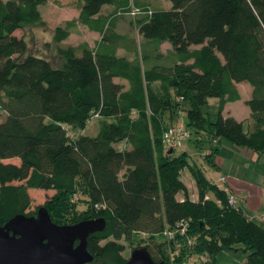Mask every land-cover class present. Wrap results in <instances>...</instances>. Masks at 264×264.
Instances as JSON below:
<instances>
[{"label":"trees","instance_id":"1","mask_svg":"<svg viewBox=\"0 0 264 264\" xmlns=\"http://www.w3.org/2000/svg\"><path fill=\"white\" fill-rule=\"evenodd\" d=\"M47 1L0 0V225L26 212L29 189L56 192L46 207L61 224L83 190L97 206L91 219H106V228L88 238V250L106 264L125 263L121 240L140 233L149 234L154 260L166 264V245L176 242L184 245L180 264L190 253L196 264H218L221 250L237 244L250 252L244 264H264V218L238 201L231 205L230 187L209 180L188 152L176 155L163 142L185 109L184 126L197 146L201 132L219 140L205 156L211 167L217 168L222 140L264 154V0H170V7L157 6L160 0H76L77 21L54 29L60 63L30 52L15 34L25 24L46 25L40 6ZM134 5L139 20L123 33L118 16H130ZM76 22L101 39L65 45ZM134 30L143 39L139 53ZM165 42L172 46L167 54ZM123 49L135 57L120 55ZM243 82L253 88L247 130L224 114L227 103L241 99ZM211 98L219 100L213 121L203 111ZM94 114L101 119L97 135L70 140L65 125L83 127ZM122 142L125 148H116ZM12 158L20 163L6 162ZM187 167L198 200L182 179ZM181 222L188 223L185 234ZM167 229L177 231L173 239Z\"/></svg>","mask_w":264,"mask_h":264},{"label":"rangeland","instance_id":"2","mask_svg":"<svg viewBox=\"0 0 264 264\" xmlns=\"http://www.w3.org/2000/svg\"><path fill=\"white\" fill-rule=\"evenodd\" d=\"M161 3H157V6L161 5L163 7L171 6L172 3L170 0H160ZM76 0H48L45 4L40 6V11L43 15V18L46 20V25L36 26L32 24H25L20 29L15 31V34L18 37L25 38L28 42L29 51L41 56H46L52 59L55 63H60L61 56L59 54V47L54 42V29L59 25H65L69 21H77L79 13L78 9L74 5ZM133 9L136 10V5L133 6ZM106 12H110L111 8H107ZM140 16V15H139ZM139 16L130 14V16H118L117 21V29H120L121 32H132L130 29V25H135V22L139 20ZM134 34L137 35V30L133 31ZM100 38L98 34L91 33L88 28L82 24L76 22V27L74 33L71 37L65 41V45L69 46H77L82 41H89L91 44H94L95 41ZM136 49L141 50V44L143 43V39L137 35L136 41ZM63 44V45H64ZM171 47L169 44H163L161 46V52L166 54L169 48ZM120 55H126L128 57L134 58L136 54H132L127 52L126 50H121ZM164 61H166L164 59ZM248 84V83H247ZM217 98H211L210 104L203 108L204 113L206 116L209 117L210 120H215L217 116ZM188 103L183 104V108H187ZM231 111H227L225 113L233 114L240 119H247L245 116V108L249 111V107L243 101L237 104H231L229 107ZM0 112L5 117V112L0 109ZM230 115V116H233ZM101 119L97 114L92 115L85 126H72V125H65L68 133V137L72 141H76L81 135H89L95 136L99 132L100 129V122ZM110 121H113L111 119ZM187 121L186 111L185 109L180 112L178 120H176L175 124L185 125ZM246 130L249 128L248 122L245 124ZM191 136L183 142L182 147L175 149L176 155L188 152L193 159L200 161V159H204L203 157L206 156V152H208L209 145H216L219 143V140L213 139L212 142L208 141L209 138L205 132H201L199 145L197 146L194 142L196 136L190 131ZM198 137V136H197ZM191 138V139H190ZM202 143V144H201ZM222 144L221 155L218 157V160L226 163L228 166L234 167L233 174L226 171L223 174V177L226 180L230 181V176L233 175L238 179L240 187L245 189L242 194L243 197H247L248 195H254L255 191L261 189L264 193V156L263 154L253 151L249 149V152L257 154V157H252L250 154L252 153H245L246 147H237L230 143L227 140H222L220 142ZM116 148L123 149L125 148V143H117L115 144ZM206 151V152H205ZM254 162H253V161ZM6 162H15L20 163L19 158H12L11 160H6ZM201 165L206 168V172L209 178L214 179L213 181H217L223 187L229 188L230 186L222 181L219 180L221 177L222 172H218L216 170L211 169L204 164L203 162H199ZM182 174V178L188 184L190 189V195L192 199H198V187L197 182L192 175L190 168L187 167L184 169ZM218 178V179H217ZM16 184H20L16 182ZM247 187V188H246ZM77 193V195L73 198V202L69 206L68 209H65L64 214L58 218L61 221V224H75L77 222L83 221L85 219H91L90 210L93 208H97L96 205H93L91 201L88 199L87 195L82 192ZM31 203L30 207L26 210L24 214L27 215H37L38 209L42 206L47 205L50 201L51 197L56 193L54 190H45V189H29L28 190ZM235 195V194H234ZM256 195V194H255ZM207 197L211 199H215V193L213 190L207 191ZM264 203V198H263ZM252 205V204H251ZM149 241V234L147 233H140L135 235L131 241L121 240V243L125 245L124 251L121 253V257L126 261L130 258L132 251L140 246H146ZM163 241V239H159V242ZM168 243V242H167ZM167 254L169 256V264H180L178 257L182 255V249L184 245L177 244L174 246L173 244L168 243L166 245ZM246 246L244 244H237L234 248H227L224 247L221 252L217 255V262L218 264H244L247 260L249 255V250L245 249ZM189 255V256H188ZM188 258L184 262V264H196L198 262L197 256L193 253L187 254ZM180 258V257H179ZM95 264H106L104 259L99 260Z\"/></svg>","mask_w":264,"mask_h":264},{"label":"water","instance_id":"3","mask_svg":"<svg viewBox=\"0 0 264 264\" xmlns=\"http://www.w3.org/2000/svg\"><path fill=\"white\" fill-rule=\"evenodd\" d=\"M106 224L104 217L57 224L45 206L38 209L37 215L17 214L0 225V264L91 263L94 255L88 250V238L103 231ZM76 241H79L77 245ZM123 264L166 263L155 261L148 248L140 246Z\"/></svg>","mask_w":264,"mask_h":264},{"label":"crops","instance_id":"4","mask_svg":"<svg viewBox=\"0 0 264 264\" xmlns=\"http://www.w3.org/2000/svg\"><path fill=\"white\" fill-rule=\"evenodd\" d=\"M111 8V6H105L104 7V11L106 12V11H108V10H106L107 8ZM168 7H170V6H168ZM112 9V8H111ZM78 13H79V11H78ZM89 30V29H88ZM91 33H95V34H98L99 36H100V34L98 33V32H95V31H91V30H89ZM101 39V36H100V38H98L96 41H95V43L98 41V40H100ZM82 42H89V41H82ZM90 43V42H89ZM95 43L94 44H91L92 46L93 45H95ZM164 44H169V42H165ZM171 45V44H170ZM172 49V46L169 48V50H171ZM121 52H119V54H120ZM167 54V53H166ZM130 59H133L132 57H129ZM158 84V83H157ZM158 86H159V84H158ZM237 88H238V90H239V93H240V95H241V99L240 100H238V101H235V102H229V103H227L226 104V106H225V108H224V114L225 115H227V116H229V115H233V114H230V113H225V112H227V111H231L230 110V106H231V104H237V103H241L242 101L246 104V101L251 97V95H252V91H253V88H252V86L250 85V84H247V83H245V82H243V83H238L237 84ZM210 102V101H209ZM218 104H219V100H218V102H217V107H218ZM248 106V105H247ZM250 109V108H249ZM245 116H247L246 118L247 119H240L239 117H237V116H235V115H233L234 117H236L237 119H239V120H242V121H244L245 122V124H246V122H248V124H249V127H251L252 126V121H251V111L249 110H247V108H245ZM221 149H222V144H220L219 145V151H218V153H217V155H216V157H215V160H216V164H217V168H213V167H211L208 163H207V161L205 160V157H203L204 159H200V161L199 162H203L204 164H207V166L208 167H210L211 169H213V170H216V171H218V172H222V175H221V177H219V179H218V181L219 180H221V178L223 177V174L226 172V171H228V172H230L231 174H233V169H234V167H230V166H228V165H226V163H223V162H221V161H219L218 160V157L221 155ZM243 149H246V150H243V151H245V153H252V152H249V150L247 149V148H243ZM206 152V151H205ZM207 153H209V150H208V152H206V154ZM261 154H263V153H261ZM252 157H257V154H255V153H252V154H250ZM263 156H264V154H263ZM253 161V160H252ZM198 162V160H195V159H193V157H190V163L191 164H197L198 166H200L202 169H203V171H204V173H205V175L207 176V178L209 179V180H211V181H213L214 179H211V178H209L208 177V175H207V172H206V168H204V166L203 165H201L200 163ZM254 162V161H253ZM185 171V170H184ZM182 174H183V172H182ZM183 179V178H182ZM184 180V179H183ZM226 182H227V184L230 186V188L232 189V191H233V193L236 195V198H237V201H238V203H241L244 207H246L251 213H253V214H255V215H258L259 217H261V218H264V203H263V198H264V193L262 192V190L261 189H258L257 191H255V193H254V195H248L247 197H243L242 196V194H244L243 193V191H246L245 189H243L242 187H240V185H239V180L238 179H236V177H234L233 175H231L230 176V181H228V180H226ZM186 183V182H185ZM186 185L188 186V184L186 183ZM247 188V187H246ZM188 189H189V186H188ZM256 194V195H255ZM189 196H190V198H191V195H190V189H189ZM178 198L180 199V200H184V198H185V196H184V194L183 193H180V194H178ZM192 199V198H191ZM192 200H198V199H192ZM252 204V205H251Z\"/></svg>","mask_w":264,"mask_h":264},{"label":"built area","instance_id":"5","mask_svg":"<svg viewBox=\"0 0 264 264\" xmlns=\"http://www.w3.org/2000/svg\"><path fill=\"white\" fill-rule=\"evenodd\" d=\"M139 13L138 10H134L132 14ZM191 136L190 130L183 125H174L167 128L163 133V142L168 148H180L183 142ZM222 181L226 182V178L222 177ZM229 203L235 205L237 203V198L234 194L229 197ZM180 233L185 234L187 232L188 223L181 222L179 224ZM177 231L167 229L165 235L168 239H173ZM198 258V257H197ZM199 259V258H198ZM203 261L206 260L205 257L202 258Z\"/></svg>","mask_w":264,"mask_h":264},{"label":"flooded vegetation","instance_id":"6","mask_svg":"<svg viewBox=\"0 0 264 264\" xmlns=\"http://www.w3.org/2000/svg\"><path fill=\"white\" fill-rule=\"evenodd\" d=\"M79 241H76V245L78 244ZM91 253V252H90ZM100 259H98L97 257L94 256V261L91 263H87V264H95L99 261Z\"/></svg>","mask_w":264,"mask_h":264}]
</instances>
